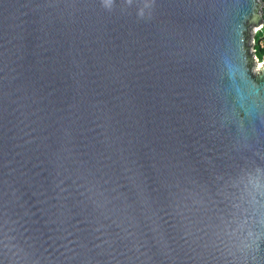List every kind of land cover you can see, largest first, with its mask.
Returning <instances> with one entry per match:
<instances>
[{"label": "water", "instance_id": "obj_1", "mask_svg": "<svg viewBox=\"0 0 264 264\" xmlns=\"http://www.w3.org/2000/svg\"><path fill=\"white\" fill-rule=\"evenodd\" d=\"M263 0H0V264H264Z\"/></svg>", "mask_w": 264, "mask_h": 264}, {"label": "trees", "instance_id": "obj_2", "mask_svg": "<svg viewBox=\"0 0 264 264\" xmlns=\"http://www.w3.org/2000/svg\"><path fill=\"white\" fill-rule=\"evenodd\" d=\"M264 2V0H263ZM263 18H264V6H263ZM255 48H256V54L259 57V59L262 61L264 59V26L260 34L255 38Z\"/></svg>", "mask_w": 264, "mask_h": 264}, {"label": "rangeland", "instance_id": "obj_3", "mask_svg": "<svg viewBox=\"0 0 264 264\" xmlns=\"http://www.w3.org/2000/svg\"><path fill=\"white\" fill-rule=\"evenodd\" d=\"M262 30L260 29V26H256L252 29V36H255V38L260 34Z\"/></svg>", "mask_w": 264, "mask_h": 264}, {"label": "built area", "instance_id": "obj_4", "mask_svg": "<svg viewBox=\"0 0 264 264\" xmlns=\"http://www.w3.org/2000/svg\"><path fill=\"white\" fill-rule=\"evenodd\" d=\"M263 26H264V24L260 26V29H261V30L263 29ZM255 43H256V40H255ZM254 50H255V53H257V52H256V48H255V46H254ZM256 58H257V60H258L259 62L261 61V60L259 59V57L257 56V54H256Z\"/></svg>", "mask_w": 264, "mask_h": 264}]
</instances>
